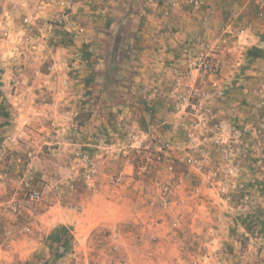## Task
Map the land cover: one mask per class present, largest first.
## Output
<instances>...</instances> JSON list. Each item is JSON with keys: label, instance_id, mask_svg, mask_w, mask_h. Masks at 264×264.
Returning <instances> with one entry per match:
<instances>
[{"label": "crops", "instance_id": "0c3cea01", "mask_svg": "<svg viewBox=\"0 0 264 264\" xmlns=\"http://www.w3.org/2000/svg\"><path fill=\"white\" fill-rule=\"evenodd\" d=\"M63 1L36 0L35 4L25 7L26 10L18 5L0 6V45L10 44V40H18L24 33L16 17L32 14L41 23L43 34L38 36L40 48L34 52L38 56L45 55L54 66L46 77L49 83L30 89L17 88L20 93L29 95L24 101L18 97L19 102L15 104L19 111L15 118L0 115V218L11 228L16 227L17 222L11 220L13 217L6 212L3 203L21 194L19 189L29 179L28 174L34 173L51 183H72L62 175L49 176L50 168L51 173H57V166H61L62 171L68 169L69 177L78 171L74 164L77 159L72 155L77 143L63 149L62 145L55 149L47 146L62 140L60 131L64 132L65 126H74L78 142L87 151L99 154L100 166L107 173L122 169L124 159L94 148V131L107 123L115 127L130 122L139 127L146 123L137 114L131 118L124 117L123 113L120 116L123 121L109 120V106L115 104L107 95L125 110L138 111L141 106L127 105L128 92L122 91V86L115 88L104 83L102 77L108 73L133 79V91L149 92L154 100L152 105L158 108L157 98L154 99L156 86L168 80L170 67L179 63L180 47L194 37H207L220 45L217 56L226 75L233 76L237 70H243L244 84L254 86L259 80L264 84V0H205L200 9L191 7L185 0H178L175 6H168L167 0H75L72 24L64 27L68 32H57V26L51 30L43 20L57 16ZM67 33L68 42L63 35ZM43 42L47 43L43 45ZM82 49L103 61L98 65L94 63V72L83 67L87 64L80 58ZM253 50H259V55ZM115 61H120L121 68L111 71ZM67 62L72 65V71L58 70L66 69ZM66 77L69 82L62 84ZM1 91L10 92L7 85H1ZM229 91L232 95L236 93L233 88ZM156 134L162 135L161 131ZM171 135L173 133L168 131L162 137ZM48 149L53 154L47 152ZM5 172L10 176L7 179L3 177ZM153 174L146 184L133 183L128 192L112 193L109 199L102 191H95L87 202L85 214L67 211L63 202L56 200L50 206L45 204L48 210L24 216L21 224L35 225L39 236L47 235L55 227L68 228L73 236L69 254L83 253L86 260L95 259L99 264H117L121 259H124L123 264H187L188 252L184 245L188 214L182 205L186 199L181 203L185 195L177 190L171 207L156 210L152 203L153 178L158 180L166 173L156 169ZM98 187L102 188V184ZM18 242L13 239L9 245L15 256L25 249Z\"/></svg>", "mask_w": 264, "mask_h": 264}, {"label": "rangeland", "instance_id": "374dc122", "mask_svg": "<svg viewBox=\"0 0 264 264\" xmlns=\"http://www.w3.org/2000/svg\"><path fill=\"white\" fill-rule=\"evenodd\" d=\"M35 2L36 0H0V6L18 5L20 9L26 10L25 7L35 4ZM29 8L31 10L33 7ZM25 18H30L35 22L33 30L26 31ZM55 18L56 16L43 21L47 22V27L51 30L57 26V32L63 30V32H68L63 26L54 22ZM15 19L23 27L24 33L18 40L13 39L10 40V44L0 45V115L13 116L14 118L19 111L15 104V102H19L18 97L21 96L24 101L29 95L20 93L17 88L30 89L34 85L49 83L46 77L54 68L49 58L44 57L45 55L38 56L34 52L40 48L38 36H43L38 18L36 19L32 14L23 13L22 16ZM63 35L64 41L68 42L69 34ZM42 38L46 39V37ZM198 38L204 37H194L189 43L193 44ZM205 39L212 41L211 38L206 37ZM45 43L47 42H43V45ZM182 47L179 49V63L176 64L182 62L180 57ZM82 50L79 54L80 58L84 65L87 64L83 67L87 68L89 72H94V67H96L94 63L98 65L103 61L97 59L98 56H93L91 53L85 52L84 49ZM176 64L170 67V75L169 78L167 77L166 83L161 81L156 86L157 92L154 99L157 98L158 108L152 105L154 100L149 92L135 93L133 91L135 83L133 79L121 78L122 76L114 75L113 72L102 77L104 83L115 88L122 86L121 90L128 92L126 97L128 106L132 107V105L138 104L141 106L138 111L131 108L125 110L118 107L119 104L115 103L117 101L107 95L108 99L115 104L109 106V120L123 121L120 117L123 113L124 117L130 116L131 118L137 114L146 123L140 124L139 127L138 124L132 122L121 124L119 127L107 123L103 128L94 131L92 138L96 141L94 148L98 151L101 149L112 157L118 156V158L124 159L122 169L107 173L100 166L101 157L99 154L87 151L86 147L78 142L77 136L74 134V126H65L64 132L60 131L62 140L47 146L54 148L62 145L63 149L77 143L78 146H73L72 155L75 160L77 159L74 164L77 165L78 171L72 173L71 177L68 176L69 170L62 171L61 166L56 165L59 168L57 173H51V168L50 173L48 171L50 178L62 175L71 179L72 183L70 184L51 183L43 177H36L34 173L30 175V186L24 184L19 189L21 194L18 196L24 197L28 188L36 187L42 192L41 204L33 213L25 208L17 214L6 209V212L11 213L13 217L11 220H15L17 223L16 227L11 228L5 225L4 219L0 218V264H74L76 260H79L80 264L94 263L95 259L86 260L83 253H78L76 256L69 254L72 253L69 242L73 236L71 237L68 228L55 227L47 235L39 236L35 225L26 226L31 228L30 231H26L21 220L27 214L32 216L42 213L44 209L48 210L49 208L45 204L50 206L56 200H61L67 211L77 215L85 214L87 202L90 201L95 191L97 193L102 191V195L107 199L111 197L112 193L114 195L125 194L132 188L133 183L139 181L142 182L139 184L143 185L150 181L154 177L153 172L156 169L164 171L166 174L158 180L153 178L154 198L157 197L156 183L160 182L174 183L175 192L181 190L186 197L181 200V203L186 199V203L182 205L188 214L187 239L185 240L187 242L184 245L188 252L186 253L187 264H264V104L262 103L264 84L259 80L257 85L247 86L244 84L243 70H237L233 76L223 72L228 82L227 90L223 97L213 101L211 111L215 119L225 122V127L235 128L232 130L235 131L232 132V134L234 133L233 141H230L231 146L225 154L213 141V132L208 129V122L213 120L212 116H201V113L204 112L201 110L199 119L193 110H186L187 113L182 115L174 109L171 70ZM120 65V61H115L113 67L110 68L111 71H117L121 68ZM66 66V69L62 67L58 70L62 69L66 72L73 70L70 63L67 62ZM83 67L81 70H84ZM99 79L101 80V78ZM68 82V77H66V81L62 80V84ZM1 85H7L10 92L1 91ZM231 88L236 91L235 96L229 94ZM31 98L34 96H30ZM26 126L29 124L27 123ZM205 128L209 131H206ZM158 131H161L162 135L171 131L173 135L168 136L169 138L162 137V135L156 134ZM206 134H209V138L212 137V139H205L204 135ZM141 138H145L143 145L151 144L152 149L158 145L159 141L169 139L172 142L174 169L170 171L167 162L154 153L155 161L152 162L149 173L144 175L135 173V178L129 184L114 186L111 184L113 176L121 172H136L140 162L145 159L148 150L144 149V146L141 149L137 147ZM47 152H51V150L48 149ZM77 152L88 153L93 158L97 174L92 180L85 178L87 166L77 156ZM190 157L196 160L193 165L188 163ZM50 165L55 166L53 163ZM108 168L110 167L108 166ZM101 184L102 188L98 187ZM88 196H90L89 200ZM152 203L157 208L156 210H162L171 207L173 201L166 208H161L157 200ZM63 234L68 238L69 245L67 246L60 245L55 240V235ZM13 239L18 240V243L25 248L24 253H18L19 256L10 252L9 245Z\"/></svg>", "mask_w": 264, "mask_h": 264}, {"label": "built area", "instance_id": "2783aa9c", "mask_svg": "<svg viewBox=\"0 0 264 264\" xmlns=\"http://www.w3.org/2000/svg\"><path fill=\"white\" fill-rule=\"evenodd\" d=\"M74 1L64 0L62 2V8L54 20L56 24L63 27H68L72 24L71 12ZM185 1L191 7L200 9L205 0ZM167 4L168 6H175L178 4V0H167ZM24 21L26 31L33 30L35 22L30 18H25ZM204 21H207V18H204ZM50 25L52 26L51 23ZM219 52L220 45L216 42L208 41L205 38H198L193 44L189 43L184 45L180 54L182 59L181 64H176L171 70V91L174 97V109L176 112L185 115L187 113L186 110H193L200 119L199 111L204 110L201 116H212L213 120L212 122H208V129L213 132V141L226 154L228 148L231 146L230 141H233L234 133L232 134V132L235 131L232 130H235V128L232 127V129H229L230 127H225V122L215 119L211 111L213 109V101L223 97L228 86L226 76L223 75L222 64L217 56ZM262 103L264 104V96ZM208 135H204V138H209ZM209 139H212V137ZM144 142L145 138H141L137 145L139 149L144 146L145 148H143L148 150L145 159L138 165L137 171H132L131 173L121 172L111 178V184L114 186L129 184L135 178V173L139 175L149 173L152 162L155 161L154 153L159 155L164 162H167L170 171L174 169L172 164V142L169 139L159 141L154 149H152L151 144L143 145ZM76 154L86 163L85 178L92 180L97 174V167L93 158L85 152H77ZM195 162L196 160L194 158H188V163L193 165ZM3 177L6 179L9 178V173H3ZM24 184L25 186H30V179L26 180ZM174 192V183L160 182L157 184V197L153 201L157 200L161 208H166L172 203ZM42 198L41 190L36 187H30L24 197L13 195L3 205L14 214L21 212L24 208L33 213L38 209ZM178 220L180 219L178 218ZM30 229V227H26V231H30ZM123 263L124 259H121L118 264ZM74 264H80V261L76 260ZM92 264H98V262L95 261Z\"/></svg>", "mask_w": 264, "mask_h": 264}, {"label": "trees", "instance_id": "16d2710c", "mask_svg": "<svg viewBox=\"0 0 264 264\" xmlns=\"http://www.w3.org/2000/svg\"><path fill=\"white\" fill-rule=\"evenodd\" d=\"M255 55H259V50H253ZM55 240H57L58 244L67 246L68 244V238L65 234L63 235H55Z\"/></svg>", "mask_w": 264, "mask_h": 264}]
</instances>
